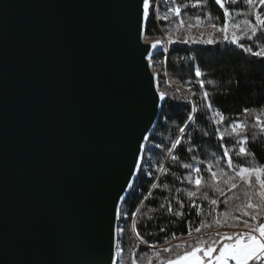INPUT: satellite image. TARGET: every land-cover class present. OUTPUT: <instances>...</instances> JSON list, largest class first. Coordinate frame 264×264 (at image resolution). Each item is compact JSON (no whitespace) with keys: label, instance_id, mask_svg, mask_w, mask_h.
Returning a JSON list of instances; mask_svg holds the SVG:
<instances>
[{"label":"water","instance_id":"water-1","mask_svg":"<svg viewBox=\"0 0 264 264\" xmlns=\"http://www.w3.org/2000/svg\"><path fill=\"white\" fill-rule=\"evenodd\" d=\"M140 31V0H0V264H117L164 103Z\"/></svg>","mask_w":264,"mask_h":264},{"label":"trees","instance_id":"trees-1","mask_svg":"<svg viewBox=\"0 0 264 264\" xmlns=\"http://www.w3.org/2000/svg\"><path fill=\"white\" fill-rule=\"evenodd\" d=\"M193 2L194 0H158V2L152 0L153 14L147 23L145 39L149 41L162 40V34L166 35L168 39L169 37L172 39L182 37L186 32L184 30L189 28V24L193 25L191 28L194 29L209 28L210 23L215 24L216 28H222L225 10L230 13L228 16L230 26L233 23H239L243 27L242 21L245 19L254 22V16L251 15L253 9L246 4V0H236L235 3L232 0H225L226 9L217 5L215 0H199L196 8L191 6ZM177 4L181 7V16L170 15L167 21L161 19L169 7H176ZM257 7L264 15V7L259 5ZM156 9L158 10L157 17ZM197 16L201 17L199 25L196 23ZM181 20H183V25L177 27ZM214 38L223 40L221 36ZM242 43L248 42L243 41ZM259 46H264V44L257 47ZM189 56H192L193 59L189 60ZM152 67L157 74L159 88L165 94L166 100L162 105L155 130L145 145L137 179L120 208L117 226V264H132L133 253L136 255L137 264H148L149 260L152 261V264H158L152 252L159 251L163 247V234L170 231L186 234L187 225L193 222V211L190 212L186 206L183 209L184 217L177 218L168 213L167 206L171 204L174 210H180L176 203L175 189L177 187L182 189L180 198L187 205L186 193L189 186L187 182L181 184L176 177L188 174L187 171L179 167V164L191 162L192 152H195L197 156H210L217 144H220L222 149L227 147L238 150L236 141L244 139L248 141L246 147L250 149V152L242 157L233 155L234 162H237L238 167L264 166V133L260 131L261 126L257 124V118L262 120L264 116V61H259L257 58L243 53L240 48L228 44L202 46L173 43L168 46L167 51L153 57ZM197 67L201 68L203 72L202 79L205 81V89L200 88L199 80L194 76ZM209 79L215 82L211 86L207 84ZM204 90H208L211 94L214 105L211 111L207 109V105L202 100ZM187 101H193L197 109L196 112L191 111L193 105ZM217 112L226 117L224 124L219 126L212 124V120L216 119ZM188 115H193L195 122L186 130L184 136L187 138L183 139L182 144L174 150L178 157V163L173 162L166 148L171 146V142L177 136L182 135L179 132V127L189 123ZM232 122L246 125V130L240 137L231 134L230 124ZM217 127L221 133H224L223 141L217 140L215 135L211 140L203 135L205 131H211ZM226 128L227 131H225ZM190 146L192 152L188 151ZM168 156H170V165L167 167L170 171L167 174L157 173L158 163L164 165ZM198 167L201 166L198 165ZM150 171L152 179L148 175ZM204 176L210 178L207 171L204 172ZM252 180L254 181L253 178ZM151 183H157L155 190L151 188ZM244 187L241 185L238 189L218 197L221 201L219 210L222 212L227 208L234 209L236 204L242 203L245 199L243 196ZM145 196L149 198L144 200ZM235 196H239L240 199H233ZM196 203H200L203 209L201 217L197 221L202 227L201 232L207 228L202 224H211V227L217 226L214 222L217 218L223 224L233 221L223 216L217 217L216 213L209 216L207 201L197 199ZM162 205L164 207H161ZM233 215L239 216V213L233 211ZM160 228L167 230L160 232ZM138 233L140 239H137ZM211 236L214 235H205L204 237ZM141 239L146 240L147 244H142ZM196 239L187 242L195 243ZM153 244L156 246L155 249L149 247ZM176 251L182 252L183 250ZM176 251L172 253L173 256Z\"/></svg>","mask_w":264,"mask_h":264},{"label":"snow or ice","instance_id":"snow-or-ice-1","mask_svg":"<svg viewBox=\"0 0 264 264\" xmlns=\"http://www.w3.org/2000/svg\"><path fill=\"white\" fill-rule=\"evenodd\" d=\"M158 2V0H157ZM233 3L236 0H232ZM215 3L219 5L222 9H226L225 0H215ZM199 0H194L192 7H198ZM246 4L253 9L251 13L254 16V22L250 19H245L242 21L243 27L239 23H233V27L239 29V34L233 32L231 38L228 35L229 28V11H224V21L223 27L217 28V31L224 33L223 40H217L211 34L208 38L184 36L183 38H178L173 40L171 37L168 39V44L173 43H183L191 45H202V46H215L220 44H228L240 48L243 53L249 54L251 57L257 58L259 61H264V46H259L264 44V15L261 14L258 9L264 7V0H246ZM141 8V31L140 34L144 35L143 29L147 27L152 13V0H140ZM170 15H175L177 17L181 16V7L177 4L176 7H169L166 13L161 17V19L167 21ZM201 17H196L197 25L200 24ZM183 25V20L177 27ZM209 27L216 28L215 24H209ZM189 28L193 25L189 24ZM242 41H247L248 43H242ZM162 42L156 41L151 44V49L158 52L160 51V46ZM147 51V49H146ZM189 60L193 57L189 56ZM194 76L199 80V86L201 89H205V81L202 79L203 72L201 68L197 67L194 71ZM215 82L211 79L207 81L209 86L213 85ZM195 95V92H193ZM159 99L166 100L164 93H159ZM202 100L204 104L207 105V109L211 111L214 107L211 99V94L208 90H204L202 93ZM187 103L193 105L191 108L192 112H196L197 109L193 101H187ZM247 111V110H246ZM219 119H213L212 124L222 125L224 124L226 117L220 112H217ZM188 124L179 127V132L181 136H177L172 142L171 146L166 148V151L170 154L171 160L178 163V157L174 153V150L182 144L183 139L187 138L184 136L186 130L191 127V124L195 122V117L193 115L187 116ZM257 124H259L260 131L264 133V123H262L259 118H257ZM231 134L240 137L246 130V125L240 122H232L230 124ZM227 131V128L225 129ZM205 137L211 140L212 136L215 135L216 139L223 141L225 139L224 133L219 131V128L212 129L211 131H205L203 133ZM248 143L247 140L238 139L236 141L238 150L224 147L220 144L215 145L214 152L210 156H197L195 152H192L191 146L188 148L189 152H192L191 162H184L179 164V167L187 171V175H182L176 177V179L184 184L187 182L189 190H187V205L184 200L180 198L182 189L177 187L175 192L177 194L176 203L179 206V211L174 210L171 204L167 206V211L169 214L182 218L185 213L183 209L187 206L191 211L196 210L198 207L202 209V205L196 203L197 199H202L207 201L209 204V216L212 213H216L217 217L223 216L227 219L235 221V223L228 224L230 228H236L239 223L243 224L246 231H232V232H216L214 236L204 237L199 236L195 243H182L176 244L172 247H162L159 251H153L152 255L158 261V264H264V166H239L237 162H234L233 155L237 157H242L249 154L250 149L246 147ZM143 150V146H141ZM198 150V149H197ZM254 155V153H252ZM219 157V158H217ZM135 164V161H134ZM200 165L201 167H198ZM170 171L168 167L163 164L157 166V173L167 174ZM207 171L210 178H205L204 172ZM149 178L152 179L151 171L148 173ZM255 178L253 181L252 178ZM241 185L245 186L243 190L244 200L240 204H236L234 209L227 208L225 211L219 210L220 200L218 197L224 196L226 192H231L234 189H238ZM151 188L155 190L157 188V183H151ZM215 194V195H213ZM151 195V194H149ZM149 197L145 196L144 200ZM233 199L239 200V196L233 197ZM227 204V201H225ZM161 207H164L163 205ZM233 211L238 212L239 216L233 215ZM135 215V213H132ZM246 218V219H245ZM152 219V217H149ZM217 225L223 227L224 224L217 218L214 221ZM211 227V224L203 225ZM135 230V226H134ZM166 228H160V232H165ZM192 228L189 224L188 235L191 236ZM195 232L200 233L201 227H196ZM137 239H140L139 233L137 234ZM172 239H178L176 236H172ZM142 244H147L146 240H140ZM164 243L171 244L170 240H165ZM152 249L156 246L149 245ZM183 250L176 251V250ZM176 251L173 256L172 253ZM115 264V262H114ZM132 264H137L136 255L133 253ZM148 264H152L149 260Z\"/></svg>","mask_w":264,"mask_h":264},{"label":"rangeland","instance_id":"rangeland-1","mask_svg":"<svg viewBox=\"0 0 264 264\" xmlns=\"http://www.w3.org/2000/svg\"><path fill=\"white\" fill-rule=\"evenodd\" d=\"M155 15H156V17L158 16V10L157 9L155 10ZM216 29L217 28H213V27H209V28H195V29L194 28H187L186 30H184L186 32H184L183 36L182 37H178V38H183L184 36H188L189 38H192V37L208 38L209 34H211L213 37H215V36L223 37L224 33L221 32V31H217ZM233 32H237V34H239V29H236L233 26L229 25L228 35H229L230 38H231V35H232ZM178 38H175L173 40H177ZM159 41L162 42V44H161L162 50L166 51L168 46H169L168 37H166V35L162 34V40H159ZM177 43H179V42H177ZM180 44H183V43H180ZM188 45H191V44H188ZM216 119H219V116L217 114H216ZM260 121L262 123H264V116H263L262 120H260ZM253 179L255 180L254 177H253ZM232 223H235V221L225 222L223 227H221L219 225H217L215 227H207L206 229H204L205 231H202L200 233L196 232L190 238L182 239L179 242L173 243L171 245H166L165 247H169V246H172V245H176V244L184 243V242H187V241H190V240H194V239H196L199 236L215 235V233L218 232V231L219 232H225V231H228V232H232V231H236V232L246 231V229H244L242 223H239V226L236 227V228H230V227L227 226L228 224H232ZM201 229H202V227H201ZM251 263H253V262H250V264Z\"/></svg>","mask_w":264,"mask_h":264},{"label":"built area","instance_id":"built-area-1","mask_svg":"<svg viewBox=\"0 0 264 264\" xmlns=\"http://www.w3.org/2000/svg\"><path fill=\"white\" fill-rule=\"evenodd\" d=\"M164 165L166 167L170 165V156L167 157V159L164 162ZM197 204L201 205L200 203H197ZM193 215H194L193 222L190 223L191 224V228H192L191 236L188 235L189 224L186 227V231H185L186 234L185 235L183 233H181V232H176V231L165 232L163 234V236H162L163 247L166 246V244L164 243L165 240H170L171 244H173V243L181 241L182 239L190 238L196 233L195 232V228L200 226L197 221L201 217V208L198 207L196 210H194L193 211ZM172 236H176V237H178V239H172ZM171 244H167V245H171Z\"/></svg>","mask_w":264,"mask_h":264}]
</instances>
